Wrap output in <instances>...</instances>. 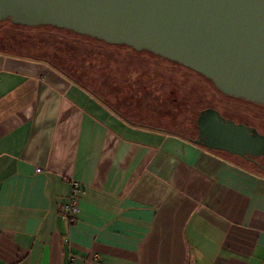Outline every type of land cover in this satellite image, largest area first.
Listing matches in <instances>:
<instances>
[{"label": "crops", "instance_id": "crops-1", "mask_svg": "<svg viewBox=\"0 0 264 264\" xmlns=\"http://www.w3.org/2000/svg\"><path fill=\"white\" fill-rule=\"evenodd\" d=\"M85 84L0 50V264H262L264 173Z\"/></svg>", "mask_w": 264, "mask_h": 264}, {"label": "water", "instance_id": "water-1", "mask_svg": "<svg viewBox=\"0 0 264 264\" xmlns=\"http://www.w3.org/2000/svg\"><path fill=\"white\" fill-rule=\"evenodd\" d=\"M4 20L145 51L189 68L222 94L264 106V0H0ZM199 118L218 120L196 121L194 143L243 158L264 154V135L254 127L213 109Z\"/></svg>", "mask_w": 264, "mask_h": 264}, {"label": "rangeland", "instance_id": "rangeland-1", "mask_svg": "<svg viewBox=\"0 0 264 264\" xmlns=\"http://www.w3.org/2000/svg\"><path fill=\"white\" fill-rule=\"evenodd\" d=\"M8 43L13 44L10 51L30 53L50 61L101 94L102 88L105 96H109L115 107L129 119L164 124L188 138L196 133V121L189 119L204 106L218 107L229 116H232L235 104L243 106L229 98H224L227 104L219 106L207 97L213 87L196 72L124 45L108 44L52 27L13 28L2 23L0 49H7ZM113 90L115 95L110 92ZM247 108L255 110L252 105ZM245 117L249 118L243 114L242 120ZM238 123L260 127L264 121Z\"/></svg>", "mask_w": 264, "mask_h": 264}, {"label": "flooded vegetation", "instance_id": "flooded-vegetation-1", "mask_svg": "<svg viewBox=\"0 0 264 264\" xmlns=\"http://www.w3.org/2000/svg\"><path fill=\"white\" fill-rule=\"evenodd\" d=\"M211 91H212L211 94H208L207 97L209 98V100L217 102L219 106H222V105H225L228 103L224 98L233 99L235 102L242 103L243 106L239 105V104H235V107H234L235 110L232 112V116H229V115L224 114L218 107L207 105V106H204L203 108L199 109L197 114L192 119H189V121H217L218 120L217 118H212V119L211 118L210 119L199 118L200 112L202 110H206V109H213V110L217 111L222 117H224L226 119H230V120L237 122V123H238V121H264V106L263 105L248 102V101L241 99V98H235L232 96L222 94L221 92H219L215 88H212ZM247 105H252L253 109H255V110L248 109ZM250 108H252V107H250ZM241 113H242V115L246 114L249 118L247 119L245 117L244 118L245 120H242V118H241L242 115H240ZM248 126L254 127L259 133L264 135V123L260 127H257L256 125H253V124L252 125L249 124ZM195 128H196V130H195L196 133H195L194 137H191L192 139L196 138L197 134H198L197 122H195ZM202 138L205 139V141H206L205 136H203ZM215 151H221V152H225V153L230 154L229 152L223 151V150L216 149ZM232 155H234V154H232ZM235 156H238V155H235ZM238 157L242 158V160H244L245 162H247L248 164L253 166L255 169L260 170L264 173V154H260L258 156H254V157L250 154H247L246 158H243L241 156H238Z\"/></svg>", "mask_w": 264, "mask_h": 264}, {"label": "built area", "instance_id": "built-area-1", "mask_svg": "<svg viewBox=\"0 0 264 264\" xmlns=\"http://www.w3.org/2000/svg\"><path fill=\"white\" fill-rule=\"evenodd\" d=\"M39 169H36L38 171ZM70 192L67 198V201L62 205V207L59 210V213L62 218L69 222H73L77 216L78 213V201L80 198V185L77 181L70 179ZM93 258H97V255L94 254ZM264 264V261L263 263Z\"/></svg>", "mask_w": 264, "mask_h": 264}, {"label": "trees", "instance_id": "trees-1", "mask_svg": "<svg viewBox=\"0 0 264 264\" xmlns=\"http://www.w3.org/2000/svg\"><path fill=\"white\" fill-rule=\"evenodd\" d=\"M2 23H7V24H9V25H11V27H13V28H28V29H31V28H39V27H26V26H21V25H14V24H12V23H10L8 20H4V21H1L0 22V24H2ZM42 27V26H41ZM44 27H48V28H51L50 26H44ZM53 29H58V28H55V27H52ZM58 30H61V29H58ZM28 44H32L31 42H27ZM38 43V42H37ZM37 43H34V44H37ZM7 47V49H3L2 51H7V52H10V53H15V52H13V51H10L9 49L10 48H13V47H11V46H13V44L12 43H8L7 45H6ZM1 50V49H0ZM148 53V52H147ZM17 54H21V55H26V56H31V57H35V58H40V57H37V56H35V55H32V54H30V53H23V52H19V53H17ZM151 54V53H150ZM40 59H43V58H40ZM56 66V65H55ZM59 68V67H58ZM59 69H61V68H59ZM62 70V69H61ZM64 71V70H63ZM204 78V77H203ZM205 79V78H204ZM206 80V79H205ZM208 83H210V85L213 87V88H215L214 86H213V84L210 82V81H208V80H206ZM216 89V88H215ZM217 90V89H216Z\"/></svg>", "mask_w": 264, "mask_h": 264}]
</instances>
